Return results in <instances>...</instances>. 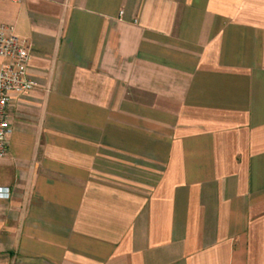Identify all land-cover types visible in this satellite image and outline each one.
<instances>
[{"label":"crops","instance_id":"1","mask_svg":"<svg viewBox=\"0 0 264 264\" xmlns=\"http://www.w3.org/2000/svg\"><path fill=\"white\" fill-rule=\"evenodd\" d=\"M30 49L0 159V264H264V0H0Z\"/></svg>","mask_w":264,"mask_h":264},{"label":"built area","instance_id":"2","mask_svg":"<svg viewBox=\"0 0 264 264\" xmlns=\"http://www.w3.org/2000/svg\"><path fill=\"white\" fill-rule=\"evenodd\" d=\"M22 2L23 0H6ZM30 49L15 34L13 26L0 22V159L7 154V138L10 132L8 108L11 95L23 96L34 87L28 73ZM7 188H0V198H8Z\"/></svg>","mask_w":264,"mask_h":264}]
</instances>
